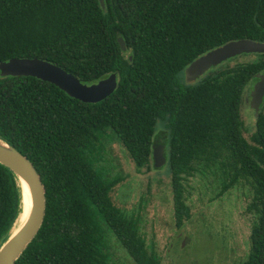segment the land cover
Here are the masks:
<instances>
[{"label": "trees", "instance_id": "trees-1", "mask_svg": "<svg viewBox=\"0 0 264 264\" xmlns=\"http://www.w3.org/2000/svg\"><path fill=\"white\" fill-rule=\"evenodd\" d=\"M104 4L0 0V63L37 58L84 85L117 76L115 92L97 104L32 77H0V139L32 163L46 195L43 224L15 264H108L107 233L134 264H160L137 223L112 203L110 192L120 179L105 178L88 156L103 136H111L138 170L159 169L152 158L159 124L166 130L159 136L177 228L190 218L183 183L209 173L220 183L216 199L244 190L250 233L239 264H264V131L251 144L240 117L244 91L264 70V55L211 69L193 84L183 74L191 62L229 42L264 43V0ZM20 212L16 179L0 165V247Z\"/></svg>", "mask_w": 264, "mask_h": 264}, {"label": "rangeland", "instance_id": "rangeland-1", "mask_svg": "<svg viewBox=\"0 0 264 264\" xmlns=\"http://www.w3.org/2000/svg\"><path fill=\"white\" fill-rule=\"evenodd\" d=\"M255 59L237 57L221 68ZM157 126L158 138L163 140L160 136L166 130L162 124ZM88 156L105 178L120 179L110 192L112 203L137 223L160 264H239L247 254L250 219L244 215V190H232L216 199L218 178L207 173L189 179L183 185L190 218L177 228L167 165L138 170L122 144L111 136H103ZM103 250L108 264H134L112 234L105 235Z\"/></svg>", "mask_w": 264, "mask_h": 264}, {"label": "water", "instance_id": "water-1", "mask_svg": "<svg viewBox=\"0 0 264 264\" xmlns=\"http://www.w3.org/2000/svg\"><path fill=\"white\" fill-rule=\"evenodd\" d=\"M98 1L100 6L104 8V0ZM118 44L121 51L125 52L126 46L122 38H118ZM244 54L264 55V43L238 40L211 50L185 68L183 73L185 82L193 84L204 77L211 69ZM0 77H32L52 84L70 98L87 104H97L104 101L117 88L116 74H111L95 84L84 85L60 67L37 58H16L0 63ZM256 77L258 81L251 92V107L257 111L264 96V73L258 74ZM160 139L156 138L152 145V158L155 168L166 165V145ZM0 165L8 169L16 179L20 194V208L22 201L20 182L26 185L31 199V209L26 221L16 233L12 235L10 232L7 240L0 247V264H15L36 237L43 224L46 195L41 178L32 163L16 148L2 139H0Z\"/></svg>", "mask_w": 264, "mask_h": 264}, {"label": "flooded vegetation", "instance_id": "flooded-vegetation-1", "mask_svg": "<svg viewBox=\"0 0 264 264\" xmlns=\"http://www.w3.org/2000/svg\"><path fill=\"white\" fill-rule=\"evenodd\" d=\"M249 56H253L254 58H257V57H259V54H244V55H241L238 57L240 58V57H249ZM221 65L218 67H221ZM214 69H216V68H214ZM263 73H264V70L258 74H263ZM258 74H256V75H258ZM256 75L254 76V78L256 80L254 82H252L248 86V88L244 91L243 100L241 102L242 104L240 106V113L241 112L244 113V115H242V113L240 114V117L242 120L243 135L248 141H250L251 144H252L251 137L255 133H257L259 129L264 131V96H263L261 104L258 106L257 111L251 107V92L253 90V86L258 81ZM242 107H244V108H242ZM245 134H247V136H245ZM160 141H163V140L160 139ZM253 145H255V144L253 143ZM165 152H166V149H165ZM165 157H166V155H165Z\"/></svg>", "mask_w": 264, "mask_h": 264}, {"label": "bare ground", "instance_id": "bare-ground-1", "mask_svg": "<svg viewBox=\"0 0 264 264\" xmlns=\"http://www.w3.org/2000/svg\"><path fill=\"white\" fill-rule=\"evenodd\" d=\"M21 185V186H20ZM20 190L22 191V210L20 208V217L15 226L13 227L11 234L13 235L18 231V229L23 225V223L26 221L30 209H31V199L29 191L26 187V185L22 182L19 183Z\"/></svg>", "mask_w": 264, "mask_h": 264}]
</instances>
